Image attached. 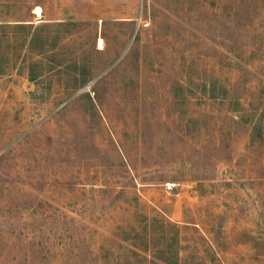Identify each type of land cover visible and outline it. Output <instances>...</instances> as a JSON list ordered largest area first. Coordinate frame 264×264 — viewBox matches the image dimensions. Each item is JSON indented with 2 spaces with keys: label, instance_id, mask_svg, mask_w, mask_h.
Segmentation results:
<instances>
[{
  "label": "rangeland",
  "instance_id": "374dc122",
  "mask_svg": "<svg viewBox=\"0 0 264 264\" xmlns=\"http://www.w3.org/2000/svg\"><path fill=\"white\" fill-rule=\"evenodd\" d=\"M0 264H264V0H0Z\"/></svg>",
  "mask_w": 264,
  "mask_h": 264
},
{
  "label": "trees",
  "instance_id": "16d2710c",
  "mask_svg": "<svg viewBox=\"0 0 264 264\" xmlns=\"http://www.w3.org/2000/svg\"><path fill=\"white\" fill-rule=\"evenodd\" d=\"M19 25H23V24H19ZM28 25H30V24H28ZM30 40H31V39H29V41H30ZM29 41H28V42H29Z\"/></svg>",
  "mask_w": 264,
  "mask_h": 264
},
{
  "label": "built area",
  "instance_id": "2783aa9c",
  "mask_svg": "<svg viewBox=\"0 0 264 264\" xmlns=\"http://www.w3.org/2000/svg\"><path fill=\"white\" fill-rule=\"evenodd\" d=\"M166 187H169V184H167Z\"/></svg>",
  "mask_w": 264,
  "mask_h": 264
}]
</instances>
